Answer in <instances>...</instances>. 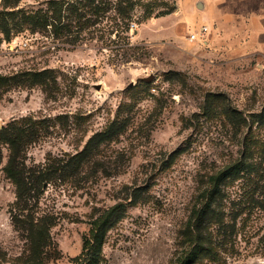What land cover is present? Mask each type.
<instances>
[{
    "label": "rangeland",
    "instance_id": "1",
    "mask_svg": "<svg viewBox=\"0 0 264 264\" xmlns=\"http://www.w3.org/2000/svg\"><path fill=\"white\" fill-rule=\"evenodd\" d=\"M46 1L21 0L19 7L35 10ZM218 1L235 16L220 22L216 11L217 20L207 22L200 15L210 0H135L128 26L111 10L100 20L86 9L82 28L70 19L63 32L22 29L5 40L0 31L1 75L50 72L47 87L0 91V130L14 121L37 126L28 167L66 160L95 133L123 123L74 176L45 186L37 212L56 221L50 264H73L90 222L104 211L110 222L98 264H171L206 178L234 161L251 169L229 192L255 185L264 204V37L248 43L246 11L260 6L264 22V0ZM202 25L209 34L188 42ZM217 29H227L229 40ZM232 110L244 119L239 129ZM7 155L0 144V264H21L26 244L11 223ZM247 212L225 264H264V206Z\"/></svg>",
    "mask_w": 264,
    "mask_h": 264
},
{
    "label": "trees",
    "instance_id": "2",
    "mask_svg": "<svg viewBox=\"0 0 264 264\" xmlns=\"http://www.w3.org/2000/svg\"><path fill=\"white\" fill-rule=\"evenodd\" d=\"M20 1H0V31L5 40L9 39L11 31L22 29L39 33L46 32L47 29H60L63 32L68 29L70 19L82 28L86 20V9L92 16L100 17V20L111 10L115 14L114 21L117 19L128 26L131 9L135 4V0H47L44 8L25 10L19 7ZM49 74L45 70L10 76L0 74V91L35 85L47 87ZM238 114L231 111L236 129H239L240 120L244 122L243 118H238ZM31 123L14 121L0 130V144L5 145L8 150L2 171L14 186L11 223L26 244L21 264H50L47 247L51 244L50 230L56 221L50 214L38 215L37 212L45 186L62 180L61 177L74 176L99 145L113 138V134L122 128L123 123L112 122L102 132L95 133L81 152L66 160L57 159L40 168L26 165V149L39 136L37 126ZM251 141L248 139V142ZM249 169L250 164L242 159L224 166L206 178L205 185L195 196L180 232L178 249L171 264H198L203 261L209 264H225L227 257H234L236 226L240 216L244 214L243 211H248V214L253 208L264 206L258 200L260 194L257 193L255 185L252 190H240L235 195L227 189L230 182L242 179L246 175L238 177L240 173L249 172ZM109 222L110 213L106 211L90 222V237L84 241L81 256L72 259L73 264L99 263Z\"/></svg>",
    "mask_w": 264,
    "mask_h": 264
},
{
    "label": "crops",
    "instance_id": "3",
    "mask_svg": "<svg viewBox=\"0 0 264 264\" xmlns=\"http://www.w3.org/2000/svg\"><path fill=\"white\" fill-rule=\"evenodd\" d=\"M216 2H219V1L218 0H210L212 7H210V9L207 10V12H205L203 10L200 17L201 16L205 17L207 22H212L214 20H217V16H216V11H217V13L219 12L218 20L220 22H226L225 19H229V18H232L235 16L234 13H231V14L228 13L229 15L225 14L229 11V9H228L229 6H225L227 8H225V7L222 8V6L219 5V3H218V5H219V7H218L217 4H214ZM213 5H214V7H213ZM198 6L200 7L199 9L201 10L202 5H198ZM259 9H260V6L259 7L257 6V8H255L254 10L253 9L248 10L246 8V11L249 13V18H250L249 25H248V33H250L249 34L250 38H249L248 43H254L257 41L259 42L260 37H262V36L264 37V22L262 21V17L259 15ZM221 16H222V19H221ZM204 22H206V21H204ZM221 30H224V32H222V33H224V35H225V37H224L225 41L229 40L227 38V35H226L227 29H217V31H219L220 35H222ZM236 32H238V31L236 30L235 33ZM243 32H244V30H243ZM246 33H247V30H245L244 34H246ZM208 34H209V32H208ZM220 37H222V36H220Z\"/></svg>",
    "mask_w": 264,
    "mask_h": 264
},
{
    "label": "built area",
    "instance_id": "4",
    "mask_svg": "<svg viewBox=\"0 0 264 264\" xmlns=\"http://www.w3.org/2000/svg\"><path fill=\"white\" fill-rule=\"evenodd\" d=\"M208 29L207 25H202L197 31L188 33V35H186V40L188 42H194L197 39H204L206 35H208Z\"/></svg>",
    "mask_w": 264,
    "mask_h": 264
},
{
    "label": "water",
    "instance_id": "5",
    "mask_svg": "<svg viewBox=\"0 0 264 264\" xmlns=\"http://www.w3.org/2000/svg\"><path fill=\"white\" fill-rule=\"evenodd\" d=\"M142 80H144V81H147V82H148V81H150V80H151V78H144V79H142ZM132 85H133V84L131 83V84H130V86H132Z\"/></svg>",
    "mask_w": 264,
    "mask_h": 264
}]
</instances>
